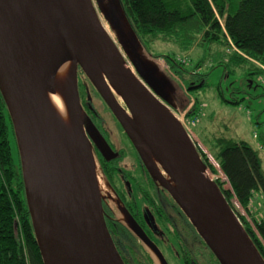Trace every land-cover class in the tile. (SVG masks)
<instances>
[{
	"label": "water",
	"instance_id": "water-1",
	"mask_svg": "<svg viewBox=\"0 0 264 264\" xmlns=\"http://www.w3.org/2000/svg\"><path fill=\"white\" fill-rule=\"evenodd\" d=\"M68 61L73 62L68 110L74 134L48 100L58 70ZM80 70L112 110L151 176L169 192L219 263L264 264L208 174L197 145L129 66L93 0H0V93L13 123L43 264H125L106 221L97 179L98 169L102 172L85 130ZM204 83L190 85L188 91ZM125 215L133 233L160 264H167L135 219Z\"/></svg>",
	"mask_w": 264,
	"mask_h": 264
},
{
	"label": "trees",
	"instance_id": "trees-1",
	"mask_svg": "<svg viewBox=\"0 0 264 264\" xmlns=\"http://www.w3.org/2000/svg\"><path fill=\"white\" fill-rule=\"evenodd\" d=\"M120 2L132 29L143 43L181 44V52L187 54L204 39L219 44L223 39L224 54L228 50L233 52L229 61H249L260 70L258 73L264 72V0ZM157 58H163L174 75L186 69V62H181L177 56ZM200 68L198 65L191 75L201 82L205 76L198 73ZM198 103L195 101L194 111L189 115L196 113ZM233 103L239 104V101ZM11 134H14L13 123L0 93V264H43L25 195L21 165H17L13 157ZM197 148L208 170L226 178L215 181L264 258V218L255 215L251 207L256 193L264 194V160L260 151L246 141L226 138H218L208 152ZM227 184L229 189H225ZM115 235L121 249L125 248L126 242L130 241L125 227L120 226ZM144 263L150 264V261Z\"/></svg>",
	"mask_w": 264,
	"mask_h": 264
},
{
	"label": "rangeland",
	"instance_id": "rangeland-1",
	"mask_svg": "<svg viewBox=\"0 0 264 264\" xmlns=\"http://www.w3.org/2000/svg\"><path fill=\"white\" fill-rule=\"evenodd\" d=\"M93 3L104 28L116 42L135 73L134 66L137 65L144 68V73L147 76L150 75L152 83L157 87L158 84L164 85L167 90L170 79L174 81L175 87H181L174 94L176 98L172 100V104H166L170 110L184 111L190 108L192 100L199 102V106L196 108L198 118L196 119L193 115L191 119L192 132L203 143H200L195 137L197 146L208 152L207 149L214 147L218 138H226L246 141L256 148L258 143L255 138L256 133L259 135V142L264 144V72L255 74L257 70L249 61H229L232 55H230L231 53L224 54L226 47L222 44L223 39L220 44L204 39L201 44L196 43L187 54L181 52V44L176 45L172 42L143 43L132 29L120 0H93ZM167 55L177 56L181 62H186L185 71L174 75L165 60L157 58V56ZM198 65H201L198 73L205 76L206 85L188 93L187 90L194 78L191 73ZM85 82L90 86L87 77ZM81 83H84L82 77ZM86 87L90 89L88 86ZM87 88L81 89L83 101L94 104L92 107L96 108L102 119L100 124L106 132L104 135L107 134V131L110 137L115 133L117 139L122 133L121 129L115 126L117 122H113L110 114L104 111V105L97 95H93ZM236 100L239 101V104L233 103ZM194 108L190 109L191 112L194 111ZM115 137H112L111 141H115ZM122 137L125 138L123 134L120 137L123 140ZM11 139L14 160L17 165H21L15 133L11 134ZM135 154L133 153V158H135ZM209 158L215 164L211 156ZM208 174L214 180L217 178L226 180L222 174L216 176L209 170ZM229 188L228 184L225 185V189ZM107 203L111 209H115V203L112 200L107 199ZM239 209L244 214L243 209L240 207ZM260 213L264 214V209ZM147 224L151 230L156 226L152 219ZM157 263L159 264L158 261Z\"/></svg>",
	"mask_w": 264,
	"mask_h": 264
},
{
	"label": "flooded vegetation",
	"instance_id": "flooded-vegetation-1",
	"mask_svg": "<svg viewBox=\"0 0 264 264\" xmlns=\"http://www.w3.org/2000/svg\"><path fill=\"white\" fill-rule=\"evenodd\" d=\"M134 68L139 78L161 102L172 104V100L176 98L174 94L180 90V86L179 88L175 87L174 81L170 79L167 90L164 85L158 84L157 87L152 83L150 75L147 76L144 73V68L139 67L141 74L137 73L136 65ZM81 77L84 79L83 84ZM85 79V75L80 70L78 85L81 104L86 115L85 130L97 164L110 187L109 198H103L106 221L125 264H139V262L147 264L144 261L158 264L155 254L125 223V212L135 219L147 237L162 253L167 264H220L169 192L151 176L112 110L93 85L86 84ZM87 81L90 82L88 79ZM199 83H201L199 78L194 77L190 85L196 86ZM84 87L90 90L93 95H97L104 105V111L110 114L113 122H117L115 126L121 129L120 137L122 134L125 136V138L122 137L123 140L120 137L116 139L114 133L112 137H115L116 140L111 141L112 137L109 136L106 128L107 134L104 135L106 132L100 124L102 119L96 108L92 107L94 104H88L82 99L81 89ZM121 104L127 110L124 103ZM103 124L106 127L105 123ZM133 153H136L135 158H133ZM107 199L115 203V209L108 206ZM150 219L154 220L156 224L152 227L153 230L147 224ZM120 226H124L130 236V241L126 242L125 248L122 249L115 235V231H118Z\"/></svg>",
	"mask_w": 264,
	"mask_h": 264
},
{
	"label": "bare ground",
	"instance_id": "bare-ground-1",
	"mask_svg": "<svg viewBox=\"0 0 264 264\" xmlns=\"http://www.w3.org/2000/svg\"><path fill=\"white\" fill-rule=\"evenodd\" d=\"M72 67H73L72 61H68L60 67L55 79V92L48 94V100L51 104V107L53 108V110L55 111L56 115L61 120V122L64 124L66 129L71 134H74L70 120L69 110H68L69 99H70V96L68 95V82L70 78V73L72 71ZM143 147L145 152L147 154H150L147 147L145 145H143ZM97 179L102 197L108 198L110 196V187L107 185L105 179L103 178V174L100 173L99 169L97 171Z\"/></svg>",
	"mask_w": 264,
	"mask_h": 264
},
{
	"label": "built area",
	"instance_id": "built-area-1",
	"mask_svg": "<svg viewBox=\"0 0 264 264\" xmlns=\"http://www.w3.org/2000/svg\"><path fill=\"white\" fill-rule=\"evenodd\" d=\"M262 68L264 70V67H262ZM191 102H192V105L187 110H184V111H181V110L174 111L172 109L171 110L174 113V115L178 118V120L182 123V125L186 129V131H187L189 137L192 139V141L196 142V139H195L196 136L194 135V133L192 132V129H191V119H192L193 115H191L189 117V114L192 113L190 109L194 106V100H192ZM195 118L197 119L198 116H196ZM255 138L258 139V134H255ZM258 148H259V151L264 158V145L260 143Z\"/></svg>",
	"mask_w": 264,
	"mask_h": 264
},
{
	"label": "crops",
	"instance_id": "crops-1",
	"mask_svg": "<svg viewBox=\"0 0 264 264\" xmlns=\"http://www.w3.org/2000/svg\"><path fill=\"white\" fill-rule=\"evenodd\" d=\"M229 49V48H228ZM234 50V49H233ZM227 53H233V52H231V51H227ZM253 64V63H252ZM258 71H260L259 69H257V73H255V74H261V73H258ZM253 84V83H252ZM196 111V113L195 114H193L194 115V117H196V116H198V111L197 110H195ZM257 134V133H256ZM259 136V135H258ZM196 138L198 139V141L200 142V143H202L201 142V140L196 136ZM258 140V143H257V146H256V148L255 149H257V150H259V148H258V146L260 145V143L261 142H259V139H257ZM203 144V143H202ZM262 144V143H261ZM252 146V145H251ZM253 147V146H252ZM261 154V153H260ZM261 156H262V154H261ZM262 158H263V156H262ZM263 160H264V158H263ZM251 207H252V210L254 211V213L256 214V215H258V217L259 218H264V214H262V213H260L261 212V210L262 209H264V194L262 193V192H257L256 193V195H255V198H254V201H253V203H252V205H251Z\"/></svg>",
	"mask_w": 264,
	"mask_h": 264
}]
</instances>
